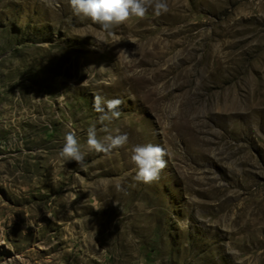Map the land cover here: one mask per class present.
Returning a JSON list of instances; mask_svg holds the SVG:
<instances>
[{
    "label": "rangeland",
    "instance_id": "obj_1",
    "mask_svg": "<svg viewBox=\"0 0 264 264\" xmlns=\"http://www.w3.org/2000/svg\"><path fill=\"white\" fill-rule=\"evenodd\" d=\"M166 2L105 32L67 0H0V264H264V0ZM92 125L128 143L87 151ZM148 143L167 155L146 184Z\"/></svg>",
    "mask_w": 264,
    "mask_h": 264
},
{
    "label": "clouds",
    "instance_id": "obj_2",
    "mask_svg": "<svg viewBox=\"0 0 264 264\" xmlns=\"http://www.w3.org/2000/svg\"><path fill=\"white\" fill-rule=\"evenodd\" d=\"M67 3L74 16L91 20L105 32L124 24L130 17L144 18L149 9H152L157 16L168 11L166 0H67ZM122 103L124 101L119 98L105 99L100 95H95L93 110L101 114L99 120L101 124H104L105 121L111 122L120 117L119 109ZM102 131L108 132L107 127H103ZM127 143V133H120L119 130L103 138L98 137L95 125L87 130V151L107 153ZM85 155L86 152L81 150L75 133H66L58 152L61 164L65 165L66 162L72 161L82 164ZM166 155L165 149L160 145L148 143L134 146L130 156L136 169L134 179L146 184L158 179L160 171L166 167Z\"/></svg>",
    "mask_w": 264,
    "mask_h": 264
}]
</instances>
